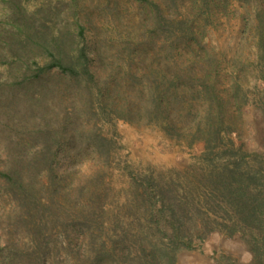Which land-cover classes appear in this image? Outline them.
<instances>
[{"label":"rangeland","instance_id":"obj_1","mask_svg":"<svg viewBox=\"0 0 264 264\" xmlns=\"http://www.w3.org/2000/svg\"><path fill=\"white\" fill-rule=\"evenodd\" d=\"M23 6L38 18L32 30L39 37L22 31L27 46L20 45V57L29 65L0 63L1 170L11 155L20 158L19 183L0 174V264H41V258L114 264L108 256L78 258L86 217L98 243L129 254L133 264H142L141 247L152 243L169 253L145 214L139 185L145 178L167 203L187 210V229L203 235L194 248L172 251L174 264H264V33L258 31L264 0H24ZM5 15L0 8V25L10 27ZM79 24L95 81L56 69L34 77L33 59L43 64L47 57L46 36L62 34L69 50ZM188 66L209 77L231 126L209 144L190 145L161 120L132 121L125 110L142 96L145 74L163 87V75L177 72L182 78L172 80L164 99L182 110L192 99L201 112L202 89L181 90L192 80L180 72ZM95 134L112 141L106 159H98Z\"/></svg>","mask_w":264,"mask_h":264},{"label":"trees","instance_id":"obj_2","mask_svg":"<svg viewBox=\"0 0 264 264\" xmlns=\"http://www.w3.org/2000/svg\"><path fill=\"white\" fill-rule=\"evenodd\" d=\"M23 1L0 0V8L3 9L4 14H6L5 16H7V21L10 23V27L0 25V63L18 62L17 64L20 66L21 59V62L29 65L28 61L24 59V55L20 57L21 47L24 46L25 48L27 46L22 45L21 35L22 31L25 33L28 29V36L39 37V33L34 31V29L32 30L33 26L37 24L38 18L34 13L26 11ZM141 1L152 2V0ZM36 29H38L37 26ZM258 31L260 34L264 33L262 27H259ZM76 36L77 38L72 37V42L74 41L75 44L69 50L66 48L68 44L64 41L62 34H53L52 37L46 36V39L42 42L44 43L43 46L47 57H45L43 64L33 59L32 64L35 65L33 76L42 78V74L56 69L75 81L85 82L86 84L95 81L96 73L91 67L92 58L86 43V27L83 24L78 25ZM31 37H26L28 42H30L29 39ZM259 44L264 52L263 38L260 39ZM181 71L192 79L191 83L186 85V89L182 88L183 86L181 87L183 94L194 92V90L199 92L202 89V94L205 95L204 107L201 112L197 109V105L192 99L185 100L187 104L186 106L184 104L183 110L179 109V107L177 108L175 104L173 105L171 98L168 101L164 99L172 90V80L182 78L177 72L170 73L167 77L163 75V79L167 83L163 87H161L159 82L155 81L158 78L151 80L145 74V84L139 89L142 96H140L139 101L126 104L125 110L129 111L131 116L133 115L132 121L137 120L152 123L161 120L164 129H168V132L175 131L178 137L187 140L190 145L197 140H204L206 144H209L211 141L215 142L222 132H227L231 129V126L226 124V111L223 100L220 99L218 94L213 95L215 87H213L214 89L212 88V83L209 84L208 82L209 77L199 72L197 68L188 66L181 69ZM167 78L169 79L167 80ZM176 102H179V100ZM110 104L107 102L102 104V114L105 113L106 108ZM93 139L95 152L99 154L98 159L102 160L108 155L112 141L100 134L93 135ZM19 166L20 158L18 155L13 154L5 169L1 170L0 168V174L12 181H17L15 183H19V178L17 177L19 175ZM144 180H146V183L139 185L144 186L141 192L147 198L148 205L146 206L145 214L149 222L155 226V232H158L161 238L167 239V243L169 244L167 248L170 252L168 253V250L165 252V249L153 243L149 249L141 247L144 259V261L142 260V264H147V262L148 264H162L163 262L165 264H174L176 257L174 254H171L172 251L181 247L194 248L195 241H202L203 235L185 227L188 213L186 209L176 202L167 203L162 194H157L155 189H152L150 180L148 178ZM80 190L82 191V189ZM240 190L246 192L248 186L244 184V187H240ZM85 219L86 221H84ZM85 219L83 222H79L84 232V239L82 241L84 252L81 250V243L79 245L80 248L76 251L82 263H88L92 259L90 258L92 254H96L98 259L99 257L108 256L114 264H133L128 257L129 254L123 256L121 252L120 254L118 253L116 248L107 249L104 241L98 243L100 236L92 230L91 224L88 223L91 219L88 217ZM41 264H44L42 258Z\"/></svg>","mask_w":264,"mask_h":264}]
</instances>
